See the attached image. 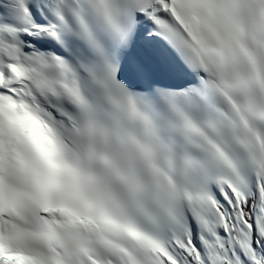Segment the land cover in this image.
Segmentation results:
<instances>
[{
  "label": "snow or ice",
  "instance_id": "1",
  "mask_svg": "<svg viewBox=\"0 0 264 264\" xmlns=\"http://www.w3.org/2000/svg\"><path fill=\"white\" fill-rule=\"evenodd\" d=\"M0 264H264V0H0Z\"/></svg>",
  "mask_w": 264,
  "mask_h": 264
}]
</instances>
